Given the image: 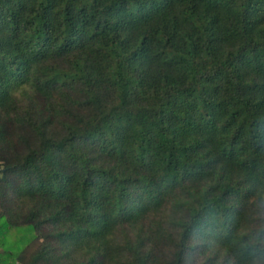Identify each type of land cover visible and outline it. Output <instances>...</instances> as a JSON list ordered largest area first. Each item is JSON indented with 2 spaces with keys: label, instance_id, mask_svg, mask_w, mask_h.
<instances>
[{
  "label": "trees",
  "instance_id": "obj_1",
  "mask_svg": "<svg viewBox=\"0 0 264 264\" xmlns=\"http://www.w3.org/2000/svg\"><path fill=\"white\" fill-rule=\"evenodd\" d=\"M254 197L264 0H0V264H230Z\"/></svg>",
  "mask_w": 264,
  "mask_h": 264
},
{
  "label": "clouds",
  "instance_id": "obj_2",
  "mask_svg": "<svg viewBox=\"0 0 264 264\" xmlns=\"http://www.w3.org/2000/svg\"><path fill=\"white\" fill-rule=\"evenodd\" d=\"M247 219L240 248L228 258L230 264H264V198H253Z\"/></svg>",
  "mask_w": 264,
  "mask_h": 264
}]
</instances>
